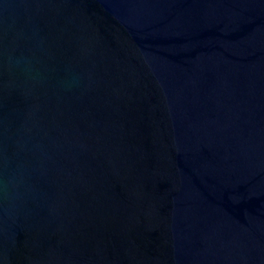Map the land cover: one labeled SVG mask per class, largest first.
Instances as JSON below:
<instances>
[{
    "label": "water",
    "instance_id": "1",
    "mask_svg": "<svg viewBox=\"0 0 264 264\" xmlns=\"http://www.w3.org/2000/svg\"><path fill=\"white\" fill-rule=\"evenodd\" d=\"M0 264H264V0H0Z\"/></svg>",
    "mask_w": 264,
    "mask_h": 264
}]
</instances>
